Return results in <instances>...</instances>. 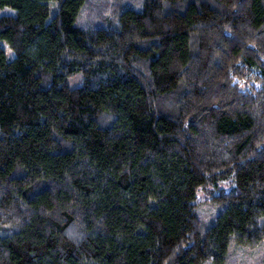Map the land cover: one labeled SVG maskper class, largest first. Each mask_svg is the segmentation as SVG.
Here are the masks:
<instances>
[{
  "label": "trees",
  "instance_id": "obj_1",
  "mask_svg": "<svg viewBox=\"0 0 264 264\" xmlns=\"http://www.w3.org/2000/svg\"><path fill=\"white\" fill-rule=\"evenodd\" d=\"M88 2L0 0V264H224L264 243V0H141L95 28Z\"/></svg>",
  "mask_w": 264,
  "mask_h": 264
},
{
  "label": "rangeland",
  "instance_id": "obj_2",
  "mask_svg": "<svg viewBox=\"0 0 264 264\" xmlns=\"http://www.w3.org/2000/svg\"><path fill=\"white\" fill-rule=\"evenodd\" d=\"M141 0H89L87 6L83 9L80 22L81 25L87 28H95L101 25H113L116 22L119 10L126 7L140 8ZM50 11V17L55 14V8ZM15 14L12 7H4L0 9V15ZM0 45L6 50L8 58H13L15 52L10 48L6 41H1ZM84 83L82 75L72 76L68 79V84L71 87L79 86ZM240 86L245 89L249 85H258L256 78H244L238 81ZM222 189H229L228 182L221 185ZM216 192L213 186L202 188L198 191L197 207L200 213L204 216L207 222L215 219L220 206L212 200V194ZM206 264H212L207 262ZM224 264H264V243L256 246L243 245L233 242L230 246L229 255Z\"/></svg>",
  "mask_w": 264,
  "mask_h": 264
}]
</instances>
